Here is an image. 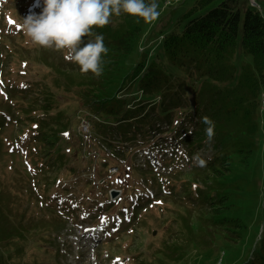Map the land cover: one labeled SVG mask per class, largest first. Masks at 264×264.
<instances>
[{
    "label": "trees",
    "instance_id": "16d2710c",
    "mask_svg": "<svg viewBox=\"0 0 264 264\" xmlns=\"http://www.w3.org/2000/svg\"><path fill=\"white\" fill-rule=\"evenodd\" d=\"M213 1L195 0L191 8L173 16V8L170 9L173 1L162 0V8H168V13L144 31L143 19L124 13L112 15L108 25L92 29L103 35L108 49L102 55L100 76L82 73L77 64L65 58L64 51L44 48L54 51L36 60L44 67L37 75L40 81L33 80L27 85L25 81H6L7 56L24 55L21 62L26 66V53L43 47L30 41L22 22L20 27L5 23L0 27V175L1 169L8 166L18 179L17 189L6 188V184L5 188L0 186V204L3 203L8 214L10 207L6 203L25 196L58 222L68 213H74L68 209L60 215V208L69 206L67 201L58 199L62 190L68 189L63 181L72 178L71 173L81 172L60 151L63 139L59 133L63 135L67 130V122L62 118L66 113L62 109L63 100L57 94L63 88L72 92L71 99L78 105L75 104L79 113H86L83 118L90 121L92 114L99 118L92 123L89 136L96 143L99 141L97 149L107 159L100 161L98 150L91 165L98 172L108 165L118 167L116 185L121 197L106 208L107 218L116 222L110 227L115 235L104 244L133 233L148 217L149 206L172 193L181 204L187 203L188 208L200 214L199 223L205 225L197 226L196 231H206L205 226L234 233L236 239L243 237L248 229L246 220L252 214L247 209L252 195L246 194L247 160L257 146L258 135L264 136V122L262 131L258 125V116L264 111V15L248 2L242 17L239 0H219L215 6L199 13ZM26 2L29 4L30 0ZM38 2L40 13L43 2ZM29 6L24 5L25 9ZM18 33L32 46L22 49L18 39L6 42ZM239 33L242 55L249 60H243L237 71L233 55ZM90 39L94 37H85L84 42ZM156 41L164 48L165 62L154 54ZM134 47L137 56L131 59ZM56 106L61 110L53 112ZM204 117L214 124L211 140L206 134L208 125ZM167 144H170V153L166 151ZM143 146L155 155L136 169L137 177L132 181L131 175L124 173L129 177L127 186L120 176V157H126L134 149L142 150L139 148ZM202 150L208 153L193 163L191 157ZM68 151L74 153L76 149L71 147ZM55 165L60 170V174L54 175L56 182L51 186L39 184V177ZM158 165H169L171 169L164 174L158 172ZM21 183L29 190H22ZM40 186L46 187L44 191H52V198L43 199L37 189ZM150 188L152 192H143ZM242 198L247 201L246 207L241 204ZM259 199L253 221L257 236L237 264H264V189ZM5 213L0 209V243L3 244L0 264H40L34 259H17L18 254L23 256L24 249L14 246L11 250L10 236L25 240V234L31 233V242L41 250L43 246L39 242L50 241L47 238L51 230L46 234L44 228V221L48 219L39 217L34 222L36 216L29 215L26 221L18 219L13 223ZM187 229L190 242H194L196 233L191 227ZM180 251L184 250L171 244L165 256L179 254L180 257Z\"/></svg>",
    "mask_w": 264,
    "mask_h": 264
},
{
    "label": "rangeland",
    "instance_id": "374dc122",
    "mask_svg": "<svg viewBox=\"0 0 264 264\" xmlns=\"http://www.w3.org/2000/svg\"><path fill=\"white\" fill-rule=\"evenodd\" d=\"M219 0H214L209 6L201 10L199 13L204 12L210 7L215 6ZM249 0H239V7L241 10V16L243 17L244 10L249 5ZM31 3V4H30ZM158 5L159 17L151 23L144 21L142 31L148 26H154L159 20L168 13V8H162V0H156ZM195 4V0H173L172 6L170 7L171 13L174 14L188 10ZM251 4V3H250ZM24 5L29 6L25 9ZM38 0H30L29 4L26 0H3L0 4V27L5 24H14L18 27L21 26L20 22L32 13L39 14ZM253 5V4H251ZM264 15V0H256V4L253 5ZM166 18V17H165ZM164 21V20H163ZM162 21V22H163ZM162 22H160L162 24ZM147 27V28H148ZM18 42L22 46V49L31 47L32 44L27 43L24 37L21 39V34L18 33L6 42ZM153 41L156 40L154 37ZM240 33L236 39V48L233 55L234 63L237 65V71L239 70L240 64L243 60H249L248 56L242 55L240 48ZM155 53L152 51L149 55V59L152 58V54H157L159 59L165 62V51L160 43L156 41ZM40 51H31L26 53L27 57L25 61L27 65L21 62L24 59V55H17L10 58L7 56L4 67V77L6 81L15 80V82L21 81L22 83H29L33 80L40 81L38 73L39 69L44 67L36 60L43 56L52 55L54 50L38 48ZM7 53V49H5ZM137 51L134 47L131 59L136 58ZM34 66H37L34 68ZM47 76L45 77V80ZM264 94V86L262 87ZM59 99L63 100L62 109H65L66 113H63L62 118L67 122V130L62 135L63 141L60 146V151L65 153L68 157L69 164L77 171H81L78 174L71 173L72 178L67 177L63 182L67 184L68 189L63 191V194L59 196V201L66 202L69 207L60 208V215H64L68 209H72L81 214L78 218L77 223L71 218L75 215L74 213H68L66 218L59 219V222L53 219L48 212H42L39 208L35 207L33 199L25 197L19 198L15 202H7V206L10 207V213L4 208L3 203L0 204V209L6 211L5 216H9L13 223H16L18 219L26 221L29 215L36 216L37 218L43 217L48 219V222L44 221V228L47 230L46 234L50 233L47 241L39 242V245L43 246V249H38L35 244L31 242V233H26L27 237L24 239L15 238L10 236V249L12 250L15 246L24 249V254H18L17 259L24 261L36 260L40 264H237L248 252L251 245L257 236L256 227L254 225V219L256 216L257 204L260 205L264 189V136L259 134L257 137V146L255 150L249 155L246 165V174L249 181L248 189L246 194L251 195L249 205L247 207L251 218L246 220L247 231L244 233L241 239H236V234H229L223 232V229H208L205 226V230H195L201 221L200 214L195 209L188 208L185 204H181L177 195L172 193L168 196H162L157 201L149 206L148 217L146 215L145 222H140L138 227L133 233H127L124 236L119 237L115 241H111L108 244H104L105 241H98L97 237H102V230L104 228L101 218L96 216L97 220H94L91 211H97L99 207L106 205L108 194L111 189L117 188L118 175L109 173V168L106 166L104 170L98 172V168L91 165L93 158L96 157L97 151L99 150V160L106 161L107 156L100 150L97 149V143L95 140H91V137L83 134L81 131L86 132V127L83 125L80 127V119H82L86 113H79L77 104L72 101L73 94L71 91L59 89L57 90ZM77 106H76V105ZM61 110L57 106L53 109V112ZM67 117V118H66ZM99 118L92 114L90 116V124ZM259 130L262 131V124L264 122V111L258 116ZM129 145V143H127ZM147 146V145H146ZM170 144L165 146L166 151L170 153ZM76 149V152H69V148ZM128 147V146H126ZM125 147V148H126ZM142 150L134 149L132 153L121 156V179L124 180L125 184L129 186V177L126 174H130L132 181L136 178V169L141 168L144 165L146 159L152 160L155 155L153 151L145 148V146L139 148ZM208 152H198L195 157H203ZM169 155V154H168ZM95 160V158H94ZM193 161V160H192ZM193 163H196L194 160ZM157 170L161 173H168L170 171L169 165L157 166ZM2 174L0 175V186L2 188L6 184V188L14 187L17 189L18 182L17 178L12 175L11 169L7 166L1 169ZM126 173V174H124ZM55 174H60V170L55 165V168L50 170L48 173L39 177V184L46 183L51 186L56 179ZM186 177L187 175L181 174ZM43 178V180H42ZM100 179V180H99ZM178 179H180L178 177ZM92 180V183H89ZM101 180L104 183H101ZM35 181V179H34ZM22 185V190L28 191L29 188ZM115 187V188H114ZM126 187V186H125ZM46 188V187H44ZM44 188L40 186L39 192L42 194L43 199L49 200L52 198V191H44ZM50 188V187H48ZM152 192L153 190L145 189L143 192ZM121 192V191H120ZM129 192V190H128ZM46 193V194H44ZM181 194V193H180ZM243 194V193H242ZM117 197L115 200L119 199ZM91 200L90 203L87 201ZM99 201H103L100 203ZM27 203L30 206L26 208ZM100 203L101 206L98 204ZM242 206L246 207L247 201L241 199ZM21 215H25L24 218H20ZM248 215V216H249ZM65 217V216H61ZM107 219V215L104 216ZM66 219V220H65ZM259 219L261 215L259 213ZM107 223V221H105ZM187 227H191V230L195 232V236L190 242L189 238L191 235L188 234ZM217 233L214 235V233ZM43 235V234H41ZM228 237V238H226ZM230 238V239H229ZM227 239V240H226ZM229 239V240H228ZM176 244L180 249L181 256L179 254H171L166 257L167 246ZM3 245L0 243V246ZM1 248V247H0ZM2 250V248H1ZM168 256V255H167ZM178 257V258H177Z\"/></svg>",
    "mask_w": 264,
    "mask_h": 264
},
{
    "label": "clouds",
    "instance_id": "9594fccd",
    "mask_svg": "<svg viewBox=\"0 0 264 264\" xmlns=\"http://www.w3.org/2000/svg\"><path fill=\"white\" fill-rule=\"evenodd\" d=\"M39 14H29L22 27L30 41L43 48H54L65 52V58L77 64L82 73L91 72L100 76L103 72L102 55L108 52L102 34L92 31L110 23L112 15L121 13L139 17L146 23L156 20L160 13L156 0H42ZM3 0H0V4ZM85 37L94 39L84 42ZM208 125L206 134L211 140L214 124L204 117ZM199 160V157H196ZM199 163L203 165V161Z\"/></svg>",
    "mask_w": 264,
    "mask_h": 264
},
{
    "label": "water",
    "instance_id": "95a60500",
    "mask_svg": "<svg viewBox=\"0 0 264 264\" xmlns=\"http://www.w3.org/2000/svg\"><path fill=\"white\" fill-rule=\"evenodd\" d=\"M117 195H118V191H116V190H111L110 191V197H111V199H113Z\"/></svg>",
    "mask_w": 264,
    "mask_h": 264
},
{
    "label": "snow or ice",
    "instance_id": "6c2138e0",
    "mask_svg": "<svg viewBox=\"0 0 264 264\" xmlns=\"http://www.w3.org/2000/svg\"><path fill=\"white\" fill-rule=\"evenodd\" d=\"M65 135H67V133H65ZM157 203H161L160 201H157ZM101 222L103 223L104 222V218H101ZM115 230V229H113Z\"/></svg>",
    "mask_w": 264,
    "mask_h": 264
},
{
    "label": "built area",
    "instance_id": "2783aa9c",
    "mask_svg": "<svg viewBox=\"0 0 264 264\" xmlns=\"http://www.w3.org/2000/svg\"><path fill=\"white\" fill-rule=\"evenodd\" d=\"M172 0H168L166 3H170ZM252 3H254L255 0H250Z\"/></svg>",
    "mask_w": 264,
    "mask_h": 264
},
{
    "label": "bare ground",
    "instance_id": "6f19581e",
    "mask_svg": "<svg viewBox=\"0 0 264 264\" xmlns=\"http://www.w3.org/2000/svg\"><path fill=\"white\" fill-rule=\"evenodd\" d=\"M168 0H165L167 2ZM262 107L264 108V99L262 100Z\"/></svg>",
    "mask_w": 264,
    "mask_h": 264
}]
</instances>
